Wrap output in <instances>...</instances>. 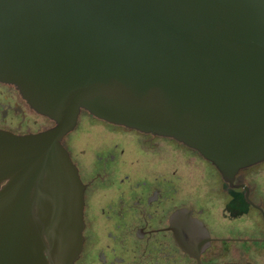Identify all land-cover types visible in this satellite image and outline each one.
<instances>
[{
    "label": "water",
    "instance_id": "obj_1",
    "mask_svg": "<svg viewBox=\"0 0 264 264\" xmlns=\"http://www.w3.org/2000/svg\"><path fill=\"white\" fill-rule=\"evenodd\" d=\"M0 81L54 127L0 131V264H75L82 111L174 139L231 181L264 161V0H0Z\"/></svg>",
    "mask_w": 264,
    "mask_h": 264
},
{
    "label": "flooded vegetation",
    "instance_id": "obj_2",
    "mask_svg": "<svg viewBox=\"0 0 264 264\" xmlns=\"http://www.w3.org/2000/svg\"><path fill=\"white\" fill-rule=\"evenodd\" d=\"M84 116L101 124L83 126ZM54 125L0 81V131L25 136ZM62 144L84 187L75 264H264V161L227 181L174 139L86 111Z\"/></svg>",
    "mask_w": 264,
    "mask_h": 264
},
{
    "label": "rangeland",
    "instance_id": "obj_3",
    "mask_svg": "<svg viewBox=\"0 0 264 264\" xmlns=\"http://www.w3.org/2000/svg\"><path fill=\"white\" fill-rule=\"evenodd\" d=\"M82 123H83V126H88L90 124H101L100 122H98L94 118H91L90 116H84V119L82 120ZM82 127H81V129H82Z\"/></svg>",
    "mask_w": 264,
    "mask_h": 264
}]
</instances>
